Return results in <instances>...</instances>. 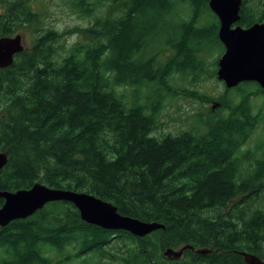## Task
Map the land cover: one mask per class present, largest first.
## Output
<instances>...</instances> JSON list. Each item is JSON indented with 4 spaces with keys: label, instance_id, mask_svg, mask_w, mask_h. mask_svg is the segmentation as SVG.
I'll list each match as a JSON object with an SVG mask.
<instances>
[{
    "label": "trees",
    "instance_id": "16d2710c",
    "mask_svg": "<svg viewBox=\"0 0 264 264\" xmlns=\"http://www.w3.org/2000/svg\"><path fill=\"white\" fill-rule=\"evenodd\" d=\"M39 1L1 0L0 38L28 32L32 44L0 69V152L9 153L0 191L42 183L85 192L164 228L145 238L108 231L84 222L73 204L54 202L0 227V264H246L242 253L264 261V151L244 150L259 126L252 98L264 90L254 82L227 89L209 116L153 135L159 91L173 90L174 74L217 76L199 55L205 44L225 51L210 0H61L93 19L90 41L70 45L35 9ZM177 5L190 15L167 20ZM263 22L264 0H243L239 25ZM188 245L212 252L164 256Z\"/></svg>",
    "mask_w": 264,
    "mask_h": 264
},
{
    "label": "water",
    "instance_id": "95a60500",
    "mask_svg": "<svg viewBox=\"0 0 264 264\" xmlns=\"http://www.w3.org/2000/svg\"><path fill=\"white\" fill-rule=\"evenodd\" d=\"M242 5L243 0L209 1L210 9L220 21L218 37L225 47V53L218 63L217 77L225 83L227 89L236 88L246 82H256L264 89V23L247 29L240 25L235 26L241 20ZM25 48L22 34L0 38V69L11 67L16 55ZM8 159V152H0V171L6 167ZM0 199L4 200V205L0 208L1 228L13 221L27 219L54 202L73 204L84 222L108 231H124L135 237L145 238L164 228L159 223L122 215L112 203L92 194L51 188L42 183L16 192L0 191ZM187 250L201 255L212 252V249H195L188 245L179 250L168 249L164 256L170 260H179ZM242 256L246 264H264L263 260L253 254L242 253Z\"/></svg>",
    "mask_w": 264,
    "mask_h": 264
},
{
    "label": "rangeland",
    "instance_id": "374dc122",
    "mask_svg": "<svg viewBox=\"0 0 264 264\" xmlns=\"http://www.w3.org/2000/svg\"><path fill=\"white\" fill-rule=\"evenodd\" d=\"M254 3H260L263 0H252ZM177 5L173 8L167 20H174L180 14L183 17L190 15L188 7ZM179 8V12H178ZM35 9L45 15H49L48 22L58 30H65L67 40L65 44L70 45L75 42L90 41L85 39L84 32L88 27L91 29L93 26L90 24L93 19L83 17L73 12L69 7H65L61 0H42L36 3ZM207 23V20H202V26ZM48 24V23H47ZM169 25L165 26V31H169ZM25 38L26 47L32 44V37L30 33H23ZM147 54L151 55L155 51V38H148ZM202 60L209 71L217 68V61L220 59L221 49L211 48L209 44L201 47ZM168 55V53H167ZM171 56V53L170 55ZM220 57V58H219ZM183 64L181 63V66ZM169 84L172 91L162 88L159 92L163 98V110L159 119L158 128L153 133L155 137H160L164 134H177L183 130L188 129L198 115L207 117L211 114L214 103L219 102L226 93V86L223 82L219 81L216 77L210 78L201 75L197 80L192 75L174 74L170 79ZM119 91L127 96L128 99L134 100L136 93L133 89L130 97L131 89L126 86L119 88ZM145 98L149 95L146 91L142 92L140 96ZM206 100H210L207 103ZM143 102V101H142ZM252 105L254 107V114L258 116L259 126L253 133V136L247 146L250 149L259 148L264 151V95L252 98ZM245 150V149H244ZM261 152V153H262ZM118 255V254H116ZM109 258L108 256H105ZM78 264V261L73 263ZM88 264H98L96 260H89ZM116 264V263H114Z\"/></svg>",
    "mask_w": 264,
    "mask_h": 264
},
{
    "label": "flooded vegetation",
    "instance_id": "af4514ba",
    "mask_svg": "<svg viewBox=\"0 0 264 264\" xmlns=\"http://www.w3.org/2000/svg\"><path fill=\"white\" fill-rule=\"evenodd\" d=\"M0 1H1V0H0ZM246 146H247V145H246ZM246 146H245V147H246ZM244 149L247 151L249 148H247V149H246V148H244Z\"/></svg>",
    "mask_w": 264,
    "mask_h": 264
}]
</instances>
